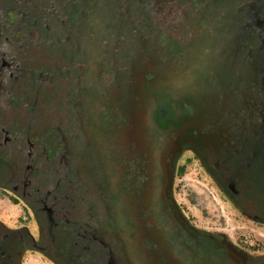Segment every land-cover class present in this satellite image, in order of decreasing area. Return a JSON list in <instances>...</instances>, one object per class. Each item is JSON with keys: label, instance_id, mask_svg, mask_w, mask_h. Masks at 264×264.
<instances>
[{"label": "flooded vegetation", "instance_id": "1", "mask_svg": "<svg viewBox=\"0 0 264 264\" xmlns=\"http://www.w3.org/2000/svg\"><path fill=\"white\" fill-rule=\"evenodd\" d=\"M166 1L169 0H119L117 6L121 10L113 17L110 31L104 29L103 36L98 28L93 33L86 31L88 41L85 39L82 43V54L88 63L93 62L94 47L101 48L110 41L115 48L108 54L111 63L107 57L111 66L103 68L104 72H114V77L105 81V74H98V84L108 85L111 90L110 86L122 77V86H125H117L118 91L114 92H118V96L119 89L128 91V100L105 99L107 88L95 91V104H103L105 117L110 119L106 126L94 123L88 113L83 118H86L87 132L80 131L76 123L65 128L55 127L58 131L56 138L53 137L55 146L30 145L36 143L35 139H29L27 146L23 140L25 132L16 127L22 122L19 121L22 114H14L10 109L13 112L6 115L13 118V122L7 124L10 130L2 135V126L8 117L0 109V186L12 189L17 195L13 203L23 202L25 212L37 225L33 232L27 226L12 228L0 220V264H264L263 255L254 256L225 236L198 228L183 212L175 195L180 161L191 152L238 210L264 224V82L254 78L249 84L244 78V84L234 89L231 108L218 106L219 101L223 102L220 99L224 93L221 96L217 88L211 90L206 83H212L214 87L216 82L220 84L215 64L225 68L234 57L225 58L214 51L216 55L212 58L204 46V70L208 74L215 69L212 78L216 82L206 74L201 79L205 89L195 81L192 84L177 83V76L170 75L168 67L172 64L174 70L179 67L187 70L188 60L185 58V63L181 61L183 59L175 60L176 55L169 51V45L156 39L160 34L155 36V41L152 39L156 30L163 34V28L152 29L145 25L150 14H156V3L158 8ZM180 1L175 5L177 11L181 8L186 13H193L190 7L198 2ZM241 1L238 6L246 2ZM262 5L260 10L264 18ZM221 9L217 8L218 11ZM239 9V15L240 11L242 13L239 18H243L246 14ZM90 11L86 23L96 27L99 22L95 24V17L102 16ZM258 11L247 10V14L255 20ZM127 17L137 21L136 30L131 33L138 36L137 44H140L141 52L144 51L142 56L117 50L119 38L116 35L121 34ZM246 19L247 23H243L247 25L251 19ZM3 20L6 22V17ZM261 21L251 33V37L256 35L257 46L253 47L259 49L264 47V21ZM12 26L14 32L5 25L0 27V34L4 32L9 45L7 53L0 52V77L5 76L9 83L20 79L25 70L24 60H29L17 49L16 42L22 43L25 52L35 47H31L29 33L26 37L18 31L26 32L27 22L22 19ZM135 32L141 34L134 35ZM219 32L210 35V39L217 38ZM190 35L195 38L196 33ZM108 36L109 40L105 39ZM15 37L19 40L15 41ZM54 43H58L57 49L62 47L58 38ZM249 49L246 45L241 46L236 57ZM123 54L130 57L120 59ZM99 56L97 54L96 62ZM154 68L160 72L155 79L151 76ZM89 70L90 67L83 72L86 80ZM159 74L164 83L161 97L170 104L171 115L166 118L159 114L161 97L156 98L154 93L147 95L155 90L154 81ZM79 93L83 102L90 98L93 101L88 91L80 89ZM208 95H214L218 102L213 103ZM2 98L0 95V105ZM78 105L64 111L68 114L66 121L72 120V112L79 110ZM66 128L70 130L65 131ZM85 137L91 139L92 145L100 144L101 161L93 149L82 146ZM93 160H97V164ZM31 161L34 163L32 176L24 170L16 178L12 167L26 169ZM99 169L101 178L98 176L100 182H96L94 172ZM30 251L38 252L41 258H28Z\"/></svg>", "mask_w": 264, "mask_h": 264}, {"label": "rangeland", "instance_id": "2", "mask_svg": "<svg viewBox=\"0 0 264 264\" xmlns=\"http://www.w3.org/2000/svg\"><path fill=\"white\" fill-rule=\"evenodd\" d=\"M177 1L178 0L166 1L159 5L158 8L156 3L155 13L158 15L156 16L155 14L152 16L145 25L146 28H163L164 33L160 40L164 41L169 47H172L174 49L172 52H175L176 54L178 53V56L181 55L179 52L183 51L181 48L182 46L184 47L183 42L187 43L184 47V57H186V49L189 47V41L184 39V34V38L176 36V31H179V27L175 28L174 26H170V23L178 12L177 7L175 6ZM198 1L199 2L195 4L197 8L191 10L198 19V22L195 20L198 28L195 27V29H191L192 32L196 31L195 38L191 35L192 41L190 43H192L191 49L193 51L198 50V46L194 43L198 41L200 34L210 36L212 31L219 32L224 26H226L225 21L231 22L233 26L238 24L242 26L246 25L243 23V18H239L241 15L234 12V10L236 11L235 7L237 3L241 0H205V4L207 3V5L201 6L200 3L202 0ZM117 2L119 5V0H0V27L5 25L8 30L14 32L15 29L12 25L23 19V22H27L28 24V26L24 27L26 32L23 30L18 31L26 35V37L29 33L30 39L32 40L31 47L35 46L34 49L28 48L29 50L27 49L25 52L23 48H21L22 43L20 44L16 42L18 45L17 49L22 50L24 55L29 58L28 62L24 60L23 65H25V70L20 79L15 83H9L5 76L0 77V95H3L2 104L0 105L1 112L3 115L5 114L6 118L9 116V112L14 111V114H22L19 118V121L22 122L17 123L16 127L20 129V132H25L23 133V136L25 137L23 139L25 145L28 146L27 142L29 139H35L37 144L32 141L33 143H30V145L51 148L56 145L53 144V137L56 138L58 132L55 127L65 128L69 125H75L74 123L80 127V131L87 132L86 129L88 128V125H85L86 118H83L87 116L88 113L91 116L92 121L99 126H106L109 122L110 119L106 118L103 112L106 107L101 103L95 104L97 98L95 91L105 90L106 88L108 89V85L104 86L103 84H98L100 80V76L99 80L97 79L98 74H105L103 76L105 81L112 80L114 77V72H104L103 68L106 65L111 66V64H108L107 57L109 58V52L115 48L110 44V41L101 48L94 47L96 50L92 53L94 55L91 56L94 57L92 58L93 62L88 63V61H86L87 57L85 58L82 54V43H85L84 41L87 39L86 31L93 33L98 28L99 31H102V36L104 34V29L110 31L112 25L111 22L115 20L116 13L121 10L119 6H117ZM217 8H222L221 10L227 11L225 12L226 14L224 15L223 20L215 22V20H212L211 14L216 13V11L218 12ZM90 10L94 15H96L95 12H97L102 16L101 18L95 17V24L97 21L99 22L96 27L89 26L91 24L88 25L86 23V16H89L88 12ZM232 10L233 12H231ZM24 14L26 15L24 16ZM155 16L156 18H154ZM5 17L7 23L3 20ZM127 18L128 20L124 22V26L121 28L124 30V28L127 27L129 33L116 35L119 38L117 40L119 44L117 50L121 51L124 49L123 52L125 50L134 53L136 52L142 56L144 51L141 52L140 44H137L138 36L130 35L131 31L136 30L134 25L137 21L134 17ZM246 18H249V14H246ZM118 20L120 21V18H118ZM175 24L176 20L172 25ZM229 29L231 30L234 28ZM54 30L56 33L53 32ZM235 30L237 29L235 28ZM101 31L99 34H101ZM102 36L99 38L101 39ZM255 36L254 33L251 38L252 41L255 40ZM55 38H58L60 41L59 44L62 46L60 49H57L56 47L59 46L58 43H54ZM109 38L110 36L105 39L109 40ZM18 40L19 38L15 37V41ZM26 40L28 41L27 38ZM6 41L3 32L0 34V52L2 53H7L9 49L8 42ZM217 41L218 40L215 38L211 45L207 44V48L210 51L213 50L216 53L219 52L225 58H237L236 50L238 48V43L236 41L229 40L227 44L219 46V51L217 48ZM66 48L74 50L73 52H68ZM78 49H80V51ZM87 54L88 53L86 52V55ZM97 54H100V56L97 57L99 63L95 61ZM245 56L246 55H241L235 61L227 63L225 68H222L219 64H215L217 71H219L217 78H219L221 84V96L223 95L222 93L224 90L225 92L231 91V83L233 84V82L230 81L231 77L235 78V74L239 70V67L247 60V57ZM121 57L123 58L120 59L125 60L130 56L123 54ZM180 59L181 58L177 60ZM112 64L114 65V63ZM87 66L90 67L89 72H87V75H89L88 80L84 79L85 74L83 73L85 69L88 68ZM81 67H83V69ZM115 67H117V65ZM141 73L143 74V72ZM158 77L163 80L162 75H159ZM91 78L94 79L93 82ZM120 78V81L116 82L113 86H110L111 90L108 89L107 91H104L106 92L104 94L105 99L110 98L111 100L116 97L128 100V91L126 89H119L120 94L118 96V92H116L117 94L114 92L118 91L117 86H121V88L125 86H122L123 78ZM150 79L151 78H149V80ZM114 82L115 79L111 84ZM206 84L211 90L216 88L212 83L207 82ZM80 89L85 92L88 91L92 95L93 101L90 98L83 102L79 93ZM154 89L155 90L152 92H148L147 95L152 96L154 93L153 96H156V98L161 97L164 90L163 81H161L160 86H154ZM220 100H223V102L221 103L219 101L218 106L221 104L224 105L227 98L221 97ZM159 102V114L161 118H166L169 114L171 115V112L169 111L170 104L167 99L161 97ZM75 104H79V110L71 111L73 114L72 120L66 121L68 114L64 111ZM10 109L13 111H10ZM79 111H81L80 114H78ZM6 114H8V116ZM12 119L13 118L10 119V117H8L5 125L2 126V135L10 130L7 124L11 125V122H13ZM95 127L98 128V126ZM64 130L66 131L70 129L66 128ZM94 135L95 134L92 133V136ZM20 136L23 137L22 135ZM32 146H30V148H32ZM82 146L93 149V153L98 160L102 159L100 153L101 146L99 143L92 145L91 139L85 137V144ZM96 152L98 153L96 154ZM30 158L32 159L33 157L30 156ZM93 162L97 164V160H93ZM30 163H32V161ZM33 164L34 163L30 164L26 169H23L22 167H20V169L12 167L16 178L22 171L25 172L24 170H27L32 176ZM175 195L179 200L183 212L198 228L205 232H211L212 234H221L232 242V244L245 248L246 252H249L254 256H264V224L251 220L250 216L238 210L232 204L228 196L211 178L200 160H198V158L191 152H187L180 161L179 171L175 181ZM13 198H17V195L11 188H2L0 186V220L7 222L9 220L8 218H10V221L7 222L8 226H11L12 228L27 226L29 227V230L34 232L37 225L25 212L26 210L23 207L24 203L22 201H20L22 202L20 204L17 202L13 203ZM28 258L38 260L41 257L38 252L30 251L28 252ZM39 264L51 263L39 262Z\"/></svg>", "mask_w": 264, "mask_h": 264}, {"label": "trees", "instance_id": "3", "mask_svg": "<svg viewBox=\"0 0 264 264\" xmlns=\"http://www.w3.org/2000/svg\"><path fill=\"white\" fill-rule=\"evenodd\" d=\"M182 2V0L180 1ZM199 2V1H198ZM264 4V1L263 0H246L245 3L241 4V5H236L235 9L236 11L234 10V12L236 13L238 8L240 7L239 10H244L243 11V14H247V10H251V12H254V10H259L256 14V18L255 20H252L251 17H249V19H251L249 21V23L247 25H235L233 26L231 22L229 21H225L226 23V26H224L218 36H217V42H218V46L217 48L219 49V46L223 45V44H227V42H229V40H234L238 43V48L236 50V52L240 49L241 46L243 45H246L247 47L251 48L249 49V51L247 53H245L244 55H246L245 57H247V60L245 61V63H242L241 66L239 67V70L237 71V75H235L236 77L233 78L231 77V80L233 82V84L231 83V87L234 86V87H230L231 88V91L230 92H225V90L223 91L224 93V97L227 98L226 102L224 103V106L225 108H231L230 104H232L231 102V98H232V94L235 93L234 89L236 88H239L243 82V79L246 77L248 79V83L251 84V82L253 81V79L255 78H258V81L260 80V82H264V47H262V49H259L258 48H255L253 47L254 45L257 46L256 44V41H252V37H251V33L253 32V29L257 27V24L256 23H260L261 20L264 21V18H262V12L260 9H262L263 5ZM201 5H207V3L205 4V0H202V2L200 3V6ZM228 6V5H227ZM191 10H195L197 8V6H193L190 7ZM228 8V7H227ZM232 8V7H231ZM178 12L177 14L175 15V18L173 19V21L176 20V24L173 25L175 28L176 27H179V31H176V36H178L179 38L180 37H183V34L185 36V40L189 41V47H187V56H185V53H184V47L187 45V43H184L183 41V44H184V47L182 46L181 48L183 49L182 52H179L181 55L178 56V53L176 54L175 52V60L176 59H179V58H183L182 61H184L185 63V58L188 60V69L187 70H184L183 67H179L178 70H174L173 69V66L172 64L169 65L168 67V71H169V74H173L175 77L177 76V83L178 82H182L184 84H192V82H196V83H200L198 86L200 88H203V84H205L201 79H203V77L207 74V72H205L204 70V64H203V59L205 58L204 54L202 53V49L204 48V46L207 47V44L208 45H211L213 43V38L210 39V36L209 35H206V34H200L199 35V39L197 42H195L194 44H196L198 46V50H195L193 51L191 48V44L190 43L192 40H191V31L190 29L191 28H194L195 25H196V22H198V19L197 17L192 13H186L185 10L182 11L181 8H178ZM227 10H222V11H216V13H212V20H215V22H217L218 20H223L224 19V15L226 14ZM233 12V10L231 11ZM230 12V13H231ZM238 13V12H237ZM241 11H240V15H241ZM154 16V13L153 14H150V18ZM156 18V16L154 17ZM262 18V19H261ZM196 20V22H195ZM246 23H247V19H246V15L243 16V19ZM261 24H263V22L261 21ZM232 25V27H231ZM124 25L122 24V27ZM197 26V25H196ZM198 27V26H197ZM151 28V27H150ZM221 28V27H220ZM229 28H234V29H229ZM235 28L237 30H235ZM142 29V28H141ZM152 29H155V28H152ZM139 30V29H137ZM199 30V29H198ZM234 31V32H233ZM128 34L129 32L127 31V27L124 28V30L121 31V34ZM193 33H196L193 32ZM213 33H215L214 31H212V33L210 35H212ZM132 33L130 32V35ZM141 33H138V32H135L134 35H140ZM159 37H157L156 39H160L162 37V32L160 30H156L154 32V34H152V39H154L155 41V36L156 35H159ZM207 37V41L205 40ZM187 38V39H186ZM246 40H247V43H246ZM264 41V38L262 39ZM83 45V44H82ZM77 49V48H76ZM74 49L70 50L67 48V51L70 52L72 51L73 52ZM80 51V49H78ZM172 50H174L172 47H169V51L172 53ZM220 50V49H219ZM77 51V50H76ZM111 51V50H110ZM113 51L109 52V53H112ZM223 52V51H222ZM147 55H150V54H147ZM212 55V58L216 55L214 53L213 50H209V56ZM249 56V57H248ZM147 58V57H146ZM239 57H237L236 59H238ZM236 59H233L232 61H235ZM181 65V64H180ZM182 66V65H181ZM211 71H213L212 73H214L215 69H211ZM160 73L159 70L156 71V69L154 68V71L153 73L151 74H148L147 77H150L149 75H151L152 77H156V74ZM211 72L207 74V77L208 78H212L214 77V75L212 74ZM155 74V75H154ZM160 75V74H159ZM158 75V76H159ZM157 76V79L154 81V85L155 86H160L161 84V81H163L161 78H159ZM259 76V77H258ZM163 77V76H162ZM214 82L215 79L212 78ZM219 83H215V86L217 88V90L219 91H222L221 89V84ZM178 93V92H176ZM231 95V96H230ZM208 98H210L212 100L213 103H217L215 101V96L214 95H208L207 96ZM212 103V104H213ZM214 114V113H213ZM98 159V158H97ZM101 161V160H99ZM97 174L95 176V181L96 182H100V178H101V169H99L98 171H95L94 174ZM100 178H99V177Z\"/></svg>", "mask_w": 264, "mask_h": 264}, {"label": "crops", "instance_id": "4", "mask_svg": "<svg viewBox=\"0 0 264 264\" xmlns=\"http://www.w3.org/2000/svg\"><path fill=\"white\" fill-rule=\"evenodd\" d=\"M4 219H5V218H4ZM8 219H9L8 221H10V218H8ZM8 221H7V222H8ZM7 222H6V223H7Z\"/></svg>", "mask_w": 264, "mask_h": 264}]
</instances>
